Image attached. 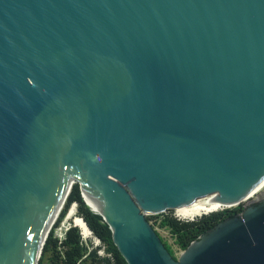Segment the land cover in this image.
<instances>
[{
    "label": "water",
    "instance_id": "obj_1",
    "mask_svg": "<svg viewBox=\"0 0 264 264\" xmlns=\"http://www.w3.org/2000/svg\"><path fill=\"white\" fill-rule=\"evenodd\" d=\"M263 183L264 0H0V264L75 184L129 264H264V192L177 258L148 218Z\"/></svg>",
    "mask_w": 264,
    "mask_h": 264
},
{
    "label": "trees",
    "instance_id": "obj_2",
    "mask_svg": "<svg viewBox=\"0 0 264 264\" xmlns=\"http://www.w3.org/2000/svg\"><path fill=\"white\" fill-rule=\"evenodd\" d=\"M75 202L79 207V215L84 218V222L88 229L91 232L94 231L102 240L106 245L107 252L112 254L113 258L101 256L97 249L89 252L88 248L83 243L80 223L75 221L78 227H72L68 231L67 239L62 245L60 244V240L55 236V230H52L47 240L40 264H129L114 243L111 227L100 214L94 212L91 207L86 204L78 184L73 186L67 198L65 204L66 208L61 215L59 224L67 215L71 204ZM243 208L244 206L240 205L233 209H223L197 220H183L172 213H163L161 216H156L161 218L160 224L156 222L153 226L156 229L157 225H160L161 228L163 227L170 230L172 236L175 238L177 246L181 250H186L192 242L199 239L204 233L224 220L226 215L234 216L240 214ZM154 217L155 216L148 217L150 222L153 221ZM161 237L172 254L177 258L174 247L167 242L163 236ZM48 258L49 261L47 262Z\"/></svg>",
    "mask_w": 264,
    "mask_h": 264
},
{
    "label": "built area",
    "instance_id": "obj_3",
    "mask_svg": "<svg viewBox=\"0 0 264 264\" xmlns=\"http://www.w3.org/2000/svg\"><path fill=\"white\" fill-rule=\"evenodd\" d=\"M263 190H264V188L262 189V191L260 193H258L256 196H254L250 200L252 201V200L256 199L263 192ZM65 204H66V202H65ZM65 204H64L63 211L66 208ZM63 211H62V213H63ZM62 213H61V215H62ZM61 215L59 216V218L55 222L52 230H55V236L60 240V244L62 245L65 242V240L67 239L68 231L72 227H78L76 225L75 220L77 218H81L82 220H84V218L79 215V207H78V204L76 202L71 204V207L67 212V215L65 216L63 221L59 224ZM73 219H74V224L71 222V220H73ZM82 236H83V243L88 248L89 252H92L93 250L97 249V250H99V254L101 256L113 258V255L107 252L106 245L94 233V231H92V234L88 237L85 236L83 233H82ZM91 242H92V245H91Z\"/></svg>",
    "mask_w": 264,
    "mask_h": 264
},
{
    "label": "rangeland",
    "instance_id": "obj_4",
    "mask_svg": "<svg viewBox=\"0 0 264 264\" xmlns=\"http://www.w3.org/2000/svg\"><path fill=\"white\" fill-rule=\"evenodd\" d=\"M263 192H264V190H263ZM249 202V200L248 201H244V202H242L240 205H243V206H245V205H247V203ZM240 205H237V206H235V207H230V208H236V207H238V206H240ZM226 209V208H225ZM165 213H172L173 215H175V216H177L178 218H180V219H183V220H197V219H200V218H202L203 216H200V217H196L195 219H187V218H183L182 216H178L175 212H172L171 210H168V211H166ZM211 213H209L208 215H210ZM163 215V214H162ZM158 216H161V215H158ZM206 216V215H205ZM76 222H79L80 223V225H84V226H86L85 225V222H84V220H82L81 218H77L76 220H75ZM71 222L74 224V219L73 220H71ZM156 222H158L159 224H160V222H161V218H158V217H154V219H153V221L151 222L152 224H155ZM156 229L158 230V232L160 233V235L161 236H163L164 237V239L167 241V242H169L173 247H174V249H175V251H176V255H177V257H180V255H181V253L184 251V250H181L178 246H177V244L175 243V238H174V236H172V233L170 232V230H168V229H166V228H161L160 227V225H157V227H156ZM82 233L85 231V227H81V230H80ZM91 245H92V242H91ZM49 261V258L47 259V262Z\"/></svg>",
    "mask_w": 264,
    "mask_h": 264
},
{
    "label": "bare ground",
    "instance_id": "obj_5",
    "mask_svg": "<svg viewBox=\"0 0 264 264\" xmlns=\"http://www.w3.org/2000/svg\"><path fill=\"white\" fill-rule=\"evenodd\" d=\"M263 188H264V183L261 186H259L252 194H250L244 201H248V200L250 201V199H252L258 193H260ZM232 206L235 207L237 205H234V204H223V203L220 202L219 204H217V205H215V206H213V207H211V208H209V209H207V210H205V211H203L201 213H198L197 215L190 216V217H183V218L194 219L196 217H200V216H203V215L205 216V215H208L209 213L216 212V211H220V210H223L225 208L232 207ZM82 226L85 227V231L83 232V234L85 236H87V237L90 236L92 234V232L88 229L87 226H84V225H80V230H81V227Z\"/></svg>",
    "mask_w": 264,
    "mask_h": 264
},
{
    "label": "flooded vegetation",
    "instance_id": "obj_6",
    "mask_svg": "<svg viewBox=\"0 0 264 264\" xmlns=\"http://www.w3.org/2000/svg\"><path fill=\"white\" fill-rule=\"evenodd\" d=\"M228 217L230 218V217H233V216H230V215H226V216H225L224 218L226 219V218H228Z\"/></svg>",
    "mask_w": 264,
    "mask_h": 264
}]
</instances>
